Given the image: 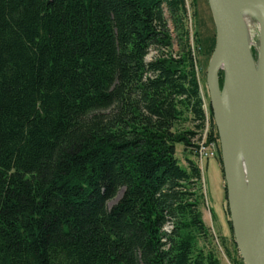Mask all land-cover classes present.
Here are the masks:
<instances>
[{
  "label": "trees",
  "instance_id": "16d2710c",
  "mask_svg": "<svg viewBox=\"0 0 264 264\" xmlns=\"http://www.w3.org/2000/svg\"><path fill=\"white\" fill-rule=\"evenodd\" d=\"M192 5L0 0V264H218Z\"/></svg>",
  "mask_w": 264,
  "mask_h": 264
},
{
  "label": "water",
  "instance_id": "95a60500",
  "mask_svg": "<svg viewBox=\"0 0 264 264\" xmlns=\"http://www.w3.org/2000/svg\"><path fill=\"white\" fill-rule=\"evenodd\" d=\"M216 28V48L207 71V89L218 129L234 242L244 264H264V0L260 12L256 60L235 0H207ZM235 104L249 166L248 199L242 203L230 143L231 121L223 123L217 87L219 60Z\"/></svg>",
  "mask_w": 264,
  "mask_h": 264
},
{
  "label": "rangeland",
  "instance_id": "374dc122",
  "mask_svg": "<svg viewBox=\"0 0 264 264\" xmlns=\"http://www.w3.org/2000/svg\"><path fill=\"white\" fill-rule=\"evenodd\" d=\"M194 3L191 9V20L188 25L191 34H197L199 43L195 46V54L197 59L198 79L200 83L201 95L204 101V110L207 115V126L204 132H200L195 143L198 146L204 145L210 149L213 156L205 162L201 161L199 153H196L194 149L185 150L182 145H177V159L180 166L188 168V161L194 162L202 171V193L204 195V204L201 206L203 215V222L209 230L210 237L208 240H200L198 245L199 249L204 250L205 255L212 253L214 259L218 264H235L237 261V254L232 244V234L230 232L228 221H230V214L228 215V201L226 191V181L224 176L222 158H221V146L218 135V129L214 122V135H218V140L214 143H210L209 134L211 131L210 121V109L211 100L207 89V71L208 67L216 48V28L212 13L207 0H189V3ZM169 16V15H168ZM258 22L253 23L252 33V51L255 59H258L257 49L259 48V33ZM170 28L174 32L173 26L170 23ZM173 53L176 54L179 51L178 38L175 33ZM197 45V44H196ZM156 53L152 52L149 55V59ZM223 71L220 72V81L222 79L223 85ZM222 87V86H221ZM213 112V111H212ZM214 117V115H213ZM187 128H192L191 124L186 125ZM201 139V141H200ZM207 164V166H206ZM119 196L109 203V207H112L119 200Z\"/></svg>",
  "mask_w": 264,
  "mask_h": 264
},
{
  "label": "bare ground",
  "instance_id": "6f19581e",
  "mask_svg": "<svg viewBox=\"0 0 264 264\" xmlns=\"http://www.w3.org/2000/svg\"><path fill=\"white\" fill-rule=\"evenodd\" d=\"M239 9V13L244 23L245 31L247 34V39L252 48V33H253V23L258 22L260 19V12L257 0H235ZM259 33V26H258ZM225 59L221 58L219 60V74L217 87L221 95L222 105L219 108L220 117L224 124L231 121L230 129V143L234 151V164L237 173V179L239 183V193L242 203L248 199L249 193V166L247 161V155L245 151V144L243 139V134L241 128L235 124V104L232 98V94L229 88L228 82L225 83V77L223 79V85L220 86V72L225 70ZM224 75V74H223Z\"/></svg>",
  "mask_w": 264,
  "mask_h": 264
},
{
  "label": "built area",
  "instance_id": "2783aa9c",
  "mask_svg": "<svg viewBox=\"0 0 264 264\" xmlns=\"http://www.w3.org/2000/svg\"><path fill=\"white\" fill-rule=\"evenodd\" d=\"M187 3H189V0H187ZM196 153H199L201 161L205 159H209L213 156L211 154L210 149L204 145L199 146V149L196 151Z\"/></svg>",
  "mask_w": 264,
  "mask_h": 264
}]
</instances>
